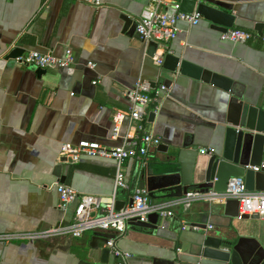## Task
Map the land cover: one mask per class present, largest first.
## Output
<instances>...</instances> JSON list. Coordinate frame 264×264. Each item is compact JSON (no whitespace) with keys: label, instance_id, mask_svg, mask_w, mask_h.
I'll return each instance as SVG.
<instances>
[{"label":"crops","instance_id":"1","mask_svg":"<svg viewBox=\"0 0 264 264\" xmlns=\"http://www.w3.org/2000/svg\"><path fill=\"white\" fill-rule=\"evenodd\" d=\"M100 1L96 8L82 0H0V264L119 262L110 255L104 263L101 249L90 248L94 232L45 240L25 236L67 223L73 216L75 203L59 207L54 188L58 179L53 175L58 164L63 165L66 185L108 203L115 161L85 155L62 161L60 151L64 144L81 141L119 146L127 131L128 92L136 82H147L152 89L168 87V95L160 93L156 111L148 114L146 122L161 145L169 148L186 143L197 151L223 149L230 95L200 79L201 71L241 84L244 100L264 110V42L259 38L232 42L223 40L221 30L204 19L193 27L181 22L177 38L165 48L172 59L164 58L158 67L133 23L124 28L121 19L127 15L136 22L146 0ZM185 1L194 2L195 9L196 0ZM204 3L233 15V29L259 36L254 28L261 24L264 35V0ZM67 49L74 64L41 75L7 59L14 50L19 55L37 52L62 58ZM175 60L178 65L171 70ZM116 121L119 130L113 136ZM157 149L150 154L156 162L163 160ZM138 168L132 159L124 164L125 180L129 185L135 182L134 188L139 183L138 178L135 181ZM123 192L116 201L127 204L129 194ZM155 204L179 220L177 238L162 239L128 227L115 241L118 250L129 253L128 264L175 257L183 264H217L201 255L202 239L217 230L253 237L264 247V218L230 219L223 215L224 205L200 201Z\"/></svg>","mask_w":264,"mask_h":264},{"label":"built area","instance_id":"2","mask_svg":"<svg viewBox=\"0 0 264 264\" xmlns=\"http://www.w3.org/2000/svg\"><path fill=\"white\" fill-rule=\"evenodd\" d=\"M86 4L94 7L101 5L100 0H82ZM204 0H196L195 9L188 13L181 10L178 0H146V6L137 18L136 34L144 43L151 42L158 45V49L151 57L156 66H161L166 47L176 38L179 30V23H185L189 27L196 26L201 16L197 13V6ZM172 15L169 16V12ZM254 37L264 42V35L254 36L253 34L239 29H227L221 33L223 40L232 42H245ZM16 64L37 70H58L65 69L74 64V56L70 49L65 51L64 57L58 58L50 54H40L29 52L12 59ZM91 68L94 64L88 63ZM96 82H93L95 84ZM168 87L160 85L152 89L147 82L138 81L129 90L128 97L131 106L124 116L128 119L127 131L122 137V143L116 147H105L96 142L81 141L77 144H64L61 147L60 158L62 161L67 158H76L78 155L88 157L110 158L115 161V176L113 192L107 204L103 203L100 196L82 194L74 190L71 186L57 181L54 185L58 196L59 207L64 208L68 204L75 203V209L71 220L62 223L54 228L40 230L28 236L27 240H45L51 238H79L87 232H104L114 235L105 244L112 257L119 260L117 264H128L130 255L116 248L115 241L123 236L130 222H146L147 216L154 212H159L162 217H171L170 212H165L162 207L152 203L148 193L144 190L134 188L130 190V185L125 180L124 164L128 159L135 160L138 167H143L151 159V152L161 145L160 137L154 135L147 128V116L150 112L156 111V101L160 93L168 95ZM119 122L115 123L112 130L117 133ZM200 155L211 156L213 149H199ZM257 172L259 167H251ZM121 189L128 192L132 203L125 204L120 210H115L114 205L117 192ZM228 200H237L239 203L237 220L258 215L264 218V191H248L243 178L231 177L224 192L209 190L207 193L199 191L188 192L182 201L187 204L192 201H200L207 204H222ZM180 201V200H179ZM186 228V226H183ZM212 227L209 226V229Z\"/></svg>","mask_w":264,"mask_h":264},{"label":"water","instance_id":"3","mask_svg":"<svg viewBox=\"0 0 264 264\" xmlns=\"http://www.w3.org/2000/svg\"><path fill=\"white\" fill-rule=\"evenodd\" d=\"M194 5V2L182 0L181 10L190 13ZM172 13L170 11L169 16ZM197 13L201 19L221 30V33L233 27L234 16L217 7L202 2L197 6ZM121 19L125 23L124 28L133 23V28L136 29L137 22H133L127 15L121 16ZM254 29L259 36L263 35L261 24H256ZM157 49L156 43H149V56L152 57ZM16 56L19 54L14 50L7 59ZM164 58L166 62L172 59L167 55ZM177 65L178 60H175L171 70H175ZM185 66L183 62L182 73H185ZM36 73L41 75L45 70H37ZM200 79L218 85L230 95L226 117L227 136L223 149L208 156L199 155L196 149L191 150L186 143L172 148L159 146L157 150L163 154V160L156 162L151 159L135 173V181L139 179L137 188L146 191L152 203L159 200H182L190 191L224 192L231 177L243 178L248 191H264V110L251 106L244 100V86L237 82L207 71H201ZM255 165L259 167L257 172L248 168ZM62 169L63 165H56L53 175L60 183L65 184L66 178ZM134 187L135 182H132L130 190ZM117 194L124 192L119 189ZM128 203L131 204L132 200L129 199ZM124 205V202L116 201L114 208L120 210ZM238 207L237 200L226 201L223 215L230 219L236 218ZM251 219L257 220L259 216L254 215ZM131 226L143 229L158 238L174 240L177 238L180 222L176 218L162 217L159 212H154L147 216L146 222H130L128 227ZM113 238L114 235L110 233L94 232L89 243L93 250L101 249L104 263L111 254L109 249L101 247ZM201 255L217 264H264V247L255 238L238 236L237 232L228 234L217 230L214 235H207L202 239ZM153 264L183 263L175 257L155 258Z\"/></svg>","mask_w":264,"mask_h":264},{"label":"trees","instance_id":"4","mask_svg":"<svg viewBox=\"0 0 264 264\" xmlns=\"http://www.w3.org/2000/svg\"><path fill=\"white\" fill-rule=\"evenodd\" d=\"M249 33H251V32H249ZM251 34H253V33H251ZM254 36H255V34H253ZM254 38H256V37H254Z\"/></svg>","mask_w":264,"mask_h":264}]
</instances>
